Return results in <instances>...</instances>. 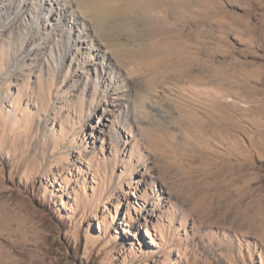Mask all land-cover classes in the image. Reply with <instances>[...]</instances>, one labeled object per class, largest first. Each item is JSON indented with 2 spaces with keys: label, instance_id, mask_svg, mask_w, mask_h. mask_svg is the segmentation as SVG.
<instances>
[{
  "label": "rangeland",
  "instance_id": "1",
  "mask_svg": "<svg viewBox=\"0 0 264 264\" xmlns=\"http://www.w3.org/2000/svg\"><path fill=\"white\" fill-rule=\"evenodd\" d=\"M186 1L185 82L164 89L119 67L75 2L67 24L23 7L22 50L0 18L3 264H264V0ZM202 174H234L245 224L207 214Z\"/></svg>",
  "mask_w": 264,
  "mask_h": 264
},
{
  "label": "bare ground",
  "instance_id": "2",
  "mask_svg": "<svg viewBox=\"0 0 264 264\" xmlns=\"http://www.w3.org/2000/svg\"><path fill=\"white\" fill-rule=\"evenodd\" d=\"M4 1L8 3L5 4ZM31 1L33 2H30V0H0V4L3 3V5L0 6V18L3 20L0 21L3 22L2 24L5 26L14 25L12 32L14 33L15 29V33L17 34L12 43L13 49L18 48L22 50L28 45L27 42L23 41L19 33L31 35L33 32H38V26L35 27V25H40L42 21L48 22L55 14L57 15V13H51L52 11L49 13L51 15L50 19L47 15H43V6L47 4L52 8H57L59 18L62 22H66L65 24H67V21L70 23L68 20L69 18L74 19L76 22L80 15H78L77 11H73L74 7L71 6L75 2L81 12L83 13L84 11V14H86L87 19L92 24L93 30L98 34L99 40L105 44V47L118 60V66L123 69L127 66L131 68L129 71L133 74L136 73L134 76L136 80H147L154 89H164V86L175 81L176 77H179L178 82H185L183 76L187 64L185 57V48H187V44H185V27H187L188 21L184 14L191 10L186 0H105L110 3L108 7L104 5V0ZM136 2H138V5ZM27 4L28 6H32V8L30 7V9H27ZM25 6H27L25 9L38 14L37 19L35 17H30V20H32V23L35 25L31 24V22L24 23L25 19L23 13L25 14V9L23 7ZM154 7L157 8V13H152ZM1 8H3V10H1ZM12 12L14 13L11 16ZM170 12L171 14H169ZM176 12H179L181 16L175 19L179 28L178 37L174 36L172 38L175 42L174 46H172L166 42V35L168 34L166 17ZM152 16H158V21L160 23L158 28L151 32L139 29L140 24H150L153 20ZM83 19L85 20V18ZM75 22L74 25L77 24ZM194 25L200 27L199 20L195 19ZM66 32L68 33V31ZM88 32L89 29L83 27V30L80 31L79 34L83 37L87 36ZM121 33L127 34L129 38L132 39L129 41L130 44L126 45V43H122L120 39L117 38V34ZM155 40H157L156 44L154 43ZM79 42L85 43L88 41L87 39H83ZM72 49L73 48L66 47L65 54L68 55ZM98 53L100 52L98 51ZM50 59L53 63H58V61L62 62V60L64 61V54H60L58 57L50 53ZM142 59L147 61L145 68L140 67ZM157 67L164 70L161 80L157 78ZM167 68H170L169 74ZM197 71L198 70H196V74H199ZM202 177L204 179L213 180L211 186L204 191L206 197L211 196L212 198H216L219 202V207L210 206L207 214H212L225 220H232V222L236 224L243 223L244 217L250 211L248 207L249 201L245 202L248 198V193L245 192L242 197H238V194L228 185L231 183V185L234 186L236 181L234 174H226V176H221L220 174H202ZM221 184L228 186L223 187ZM239 214L241 215L238 217ZM208 218L210 217L208 216ZM243 224H245V222ZM1 260L3 259L0 255V264H3ZM5 260H7V258ZM7 262H4V264H8Z\"/></svg>",
  "mask_w": 264,
  "mask_h": 264
}]
</instances>
